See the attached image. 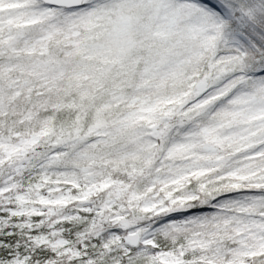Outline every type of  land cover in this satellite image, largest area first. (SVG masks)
Listing matches in <instances>:
<instances>
[{
	"label": "snow or ice",
	"instance_id": "snow-or-ice-1",
	"mask_svg": "<svg viewBox=\"0 0 264 264\" xmlns=\"http://www.w3.org/2000/svg\"><path fill=\"white\" fill-rule=\"evenodd\" d=\"M0 264H264V0H0Z\"/></svg>",
	"mask_w": 264,
	"mask_h": 264
}]
</instances>
